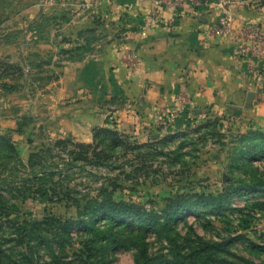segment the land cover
Instances as JSON below:
<instances>
[{
  "label": "crops",
  "instance_id": "1",
  "mask_svg": "<svg viewBox=\"0 0 264 264\" xmlns=\"http://www.w3.org/2000/svg\"><path fill=\"white\" fill-rule=\"evenodd\" d=\"M83 1L0 0V62L8 70L0 78V117L9 114L0 132L20 122L46 131L47 141L90 145L96 129H110L146 142L236 119L264 133V60L234 56L231 41L207 39L221 5L237 33L264 30V0H183L161 8L148 30L150 1L101 0L89 11L79 7ZM115 21L121 40L109 35L103 48L84 47L89 29L107 35ZM34 76L47 77L36 99ZM25 144L27 154L33 143Z\"/></svg>",
  "mask_w": 264,
  "mask_h": 264
},
{
  "label": "rangeland",
  "instance_id": "2",
  "mask_svg": "<svg viewBox=\"0 0 264 264\" xmlns=\"http://www.w3.org/2000/svg\"><path fill=\"white\" fill-rule=\"evenodd\" d=\"M95 25L97 24L95 23ZM98 27L100 30L94 28L95 33L88 31L83 35L85 36L83 45L89 50L103 48L105 43L108 44L111 40L109 35L115 41L122 39L123 26H120L117 21L113 22L112 27L107 26L111 32L107 31V35L104 34V30L100 26ZM7 34L6 30L4 35ZM33 36H37V34L33 33ZM61 44L59 43L58 46L60 47ZM46 80L47 77L34 76L33 82L30 81V88L35 99ZM2 115L3 117L0 118L8 121L6 117L9 114ZM36 115L40 117L39 112ZM226 122L225 127L218 129L226 135V138L221 141L223 145L210 137L201 138L205 131L195 132V128L199 125L194 124L189 130L183 131L182 134L180 133L170 140H163L165 136L157 141L135 140L132 143H137V145L155 142L158 145L156 150L119 151L104 166H97L95 161L92 164L73 161L69 153L74 149L72 145H69L67 149L56 146L55 141L46 140V131L38 130L33 133L31 124L23 125L18 122L14 131L8 130L7 127H1V135L14 143L17 157L6 155L3 160H0V238L2 239L0 242L3 243L12 237L6 227V220L13 223L36 222L49 215L62 219H76L75 200L81 201L82 204L94 201L98 198L102 187H106L107 191H112L110 183L113 179H117L116 182L120 185L113 191L114 199L143 204L145 209H153L158 213L163 208L162 200L171 195L194 194L201 191L215 195L221 193L227 187L225 182L229 175V158L235 135L238 130L243 132L249 128L245 125V127L238 125L236 119L226 120ZM26 142L29 144H25ZM30 143H33V147H29V152L26 154V148L22 144L30 145ZM181 143L186 144L179 152ZM48 147L52 148V152L46 151ZM33 153L37 154L40 159H35L34 164L30 165L28 158ZM255 164L260 165V163ZM43 168L54 173L53 181L58 184L59 188V194L54 197L51 203L45 197L35 195L33 193L35 187L31 186V179L35 175L39 176V172ZM23 186L28 189L22 194H18ZM257 196H259L258 193L253 195V197ZM230 204L234 208L243 210L242 214H245L246 218H242L238 213L233 215L224 213L221 218L206 215L207 219L205 220L209 221L206 223L195 215H188L185 217L187 225H184L183 221L178 222V232L181 236L190 234L206 241L215 242L245 236L254 243L263 245L259 233L264 231V214L253 212L252 202L247 196H233ZM104 222L103 220L101 224L103 225ZM77 234L78 231L72 229L73 242L77 238L83 237V235L78 236ZM146 243L149 254L166 253L165 244L159 243L153 235L147 236ZM0 247L5 251L4 254L7 257V260L1 259L0 264L19 263V253L22 255L27 252V250L22 251L21 248H16L12 255L7 252L8 243L0 244ZM72 248L73 251L69 254L78 250L82 251V247L78 243L74 244ZM231 251L235 257L229 258L228 264H242L240 259L254 264H264V254L252 251L242 240L234 241ZM107 255L109 264H134V251L119 250ZM9 257L11 258L9 259ZM49 263L50 254L47 251H41L33 257L32 264Z\"/></svg>",
  "mask_w": 264,
  "mask_h": 264
},
{
  "label": "trees",
  "instance_id": "3",
  "mask_svg": "<svg viewBox=\"0 0 264 264\" xmlns=\"http://www.w3.org/2000/svg\"><path fill=\"white\" fill-rule=\"evenodd\" d=\"M7 71L0 62V78L5 77ZM224 122L223 119L208 120L194 131H205L201 138L210 137L220 143L226 138V135L218 130L225 127L227 123ZM132 142L135 141L115 130L96 129L93 143L90 145L74 143L71 140H59L55 145L64 149L72 145L74 149L69 153L73 161L87 164L95 161L97 166H104L119 151L156 150L158 145L157 142L140 145ZM185 144L181 143L179 152ZM220 144L223 145L222 142ZM46 151L50 153L52 148L48 147ZM6 155L17 157V150L10 139L0 136V160ZM28 159V163L33 165L35 159L40 157L33 153ZM229 160V175L225 182L227 187L219 194L201 191L171 195L162 200L163 208L158 213L153 209H145L143 204L114 199L113 191L120 185L116 182L117 179H113L110 183L112 191L102 187L94 201L82 204L79 200H71L74 202L76 219L49 215L36 222L13 223L6 220V227L12 237L0 244L8 243L7 252L12 255L16 248L27 250L26 254L19 253V263L16 264H32L33 257L41 251L50 254L49 264H109L107 254L119 250L134 251V264H228L229 258L235 257L231 247L237 239L244 241L252 251L264 254V231L259 233L263 245L254 243L245 236L215 242L190 234L181 236L178 232V222L183 221L184 225H187L185 217L188 215H195L206 223L209 222L205 220L206 215L221 218L224 213H238L242 218H246V215L242 214L243 210L230 204L233 196H247L252 202L253 212L264 214V133L251 128L243 132L238 130ZM53 176L54 173L43 168L39 176L35 175L31 179V186L35 187L33 193L45 197L49 203L59 194L58 184L53 181ZM25 185L27 186L26 183ZM27 189L23 186L18 194ZM256 193L259 196L253 197ZM103 220L105 222L102 225ZM72 229H76L77 235L83 237L73 242ZM149 234L159 243L165 244L166 253L149 254L146 243ZM77 243L81 245L82 251L69 254ZM4 252L0 247V262L3 258L7 260ZM240 261L242 264H254L244 259Z\"/></svg>",
  "mask_w": 264,
  "mask_h": 264
},
{
  "label": "built area",
  "instance_id": "4",
  "mask_svg": "<svg viewBox=\"0 0 264 264\" xmlns=\"http://www.w3.org/2000/svg\"><path fill=\"white\" fill-rule=\"evenodd\" d=\"M137 2L150 1L153 5V10L147 21L143 24V30H148L156 23L157 13L164 7H178L183 0H135ZM101 2V0H84L80 4L83 11H89ZM224 4L233 3L227 1ZM222 13L217 22L211 26L207 32V39H215L231 41V51L234 56L242 58H254L264 60V30L260 28L246 27L240 33L234 30V20L223 5L220 6ZM136 57H132V62L129 64L132 68L136 66Z\"/></svg>",
  "mask_w": 264,
  "mask_h": 264
}]
</instances>
